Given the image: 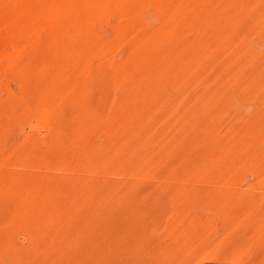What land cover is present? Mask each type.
<instances>
[{
	"label": "rangeland",
	"instance_id": "1",
	"mask_svg": "<svg viewBox=\"0 0 264 264\" xmlns=\"http://www.w3.org/2000/svg\"><path fill=\"white\" fill-rule=\"evenodd\" d=\"M0 264H264V0H0Z\"/></svg>",
	"mask_w": 264,
	"mask_h": 264
}]
</instances>
